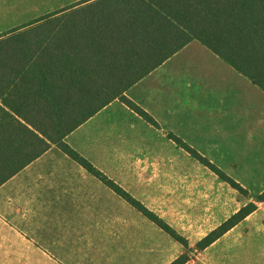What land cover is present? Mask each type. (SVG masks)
I'll return each mask as SVG.
<instances>
[{
	"label": "crops",
	"instance_id": "0c3cea01",
	"mask_svg": "<svg viewBox=\"0 0 264 264\" xmlns=\"http://www.w3.org/2000/svg\"><path fill=\"white\" fill-rule=\"evenodd\" d=\"M147 79L152 80L147 92L129 93ZM135 86L127 96L159 128L115 100L66 142L156 215L101 169L97 149L162 134L184 149L170 138L173 134L246 189V198L264 192V90L258 85L194 40ZM197 135L204 155L192 143ZM252 202L257 209L246 219L194 251L204 253V264H264V202ZM130 210L141 220L129 221ZM245 224L254 230L248 237L231 236ZM181 246L56 146L0 187V264H171L190 252L183 246L186 252L178 254ZM189 257L186 264H197Z\"/></svg>",
	"mask_w": 264,
	"mask_h": 264
},
{
	"label": "trees",
	"instance_id": "16d2710c",
	"mask_svg": "<svg viewBox=\"0 0 264 264\" xmlns=\"http://www.w3.org/2000/svg\"><path fill=\"white\" fill-rule=\"evenodd\" d=\"M194 40L264 90V0H82L0 34V187L56 146L187 249L212 245L257 205L241 208L189 248L186 238L66 142L115 100L159 128L127 92ZM257 200L264 202V192ZM189 260L186 253L171 264Z\"/></svg>",
	"mask_w": 264,
	"mask_h": 264
},
{
	"label": "rangeland",
	"instance_id": "374dc122",
	"mask_svg": "<svg viewBox=\"0 0 264 264\" xmlns=\"http://www.w3.org/2000/svg\"><path fill=\"white\" fill-rule=\"evenodd\" d=\"M79 1L82 0H0V34ZM151 84L152 80L147 79L129 93L135 96L138 92H147ZM149 139L148 142L133 138L124 143L108 142V148L96 150L95 159L102 162L100 167L104 172L186 237L192 247L247 203L258 201L257 196L246 198L240 194L184 149L169 142L164 134ZM192 143L200 146L196 149L204 155V141L199 135L192 136ZM129 216V221L141 220L135 218L131 210ZM252 231L245 224L231 236L248 237ZM189 251L193 262L204 264V253ZM260 251H264V245L260 246ZM185 252L183 246L179 247L178 254ZM1 264L14 262L2 261Z\"/></svg>",
	"mask_w": 264,
	"mask_h": 264
}]
</instances>
